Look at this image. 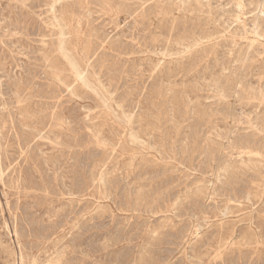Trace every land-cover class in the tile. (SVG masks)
<instances>
[{"label": "rangeland", "instance_id": "rangeland-1", "mask_svg": "<svg viewBox=\"0 0 264 264\" xmlns=\"http://www.w3.org/2000/svg\"><path fill=\"white\" fill-rule=\"evenodd\" d=\"M263 11L0 0V264H264Z\"/></svg>", "mask_w": 264, "mask_h": 264}, {"label": "bare ground", "instance_id": "bare-ground-1", "mask_svg": "<svg viewBox=\"0 0 264 264\" xmlns=\"http://www.w3.org/2000/svg\"><path fill=\"white\" fill-rule=\"evenodd\" d=\"M76 1H77V0H76ZM141 1H143V0H141ZM158 1H160V0H158ZM78 2H79V1H78ZM107 2H108V1H107ZM82 3H83V2L81 1V5H82ZM144 3H145V2H144ZM60 4H61V3H60ZM71 4H72V3H71ZM87 4H88V2H87ZM122 4H124V3H122ZM141 4H142V3H141ZM159 4H160V2H159ZM81 5H80V6H81ZM106 5H107V4H106ZM147 5H148V4H147ZM147 5H146V6H147ZM149 5H150V4H149ZM153 5H154V4H153ZM156 5H157V4H156ZM160 5H161V4H160ZM160 5H159V6H160ZM162 5H163V4H162ZM64 6H65V5H64ZM68 6H69V5H68ZM109 6H110V5H109ZM167 6H168V5H167ZM75 7H76V6H75ZM82 7H83V6H82ZM112 7H113V6H112ZM164 7H165V6H164ZM183 7H184V6H183ZM188 7H189V6H188ZM83 8H84V7H83ZM117 8H118V7H117ZM125 8H126V7H125ZM76 9H77V8H76ZM126 9H127V8H126ZM126 9H125V10H126ZM160 9H161V8H160ZM185 9H186V8H185ZM189 9H190V8H189ZM260 9H261V8H260ZM59 10H60V9H59ZM62 10H63V9H62ZM62 10H61V11H62ZM69 10H70V9H69ZM121 10H123V9H121ZM135 10H136V9H135ZM138 10H139V9H138ZM145 10H146V9H145ZM156 10H157V9H156ZM158 10H159V9H158ZM56 11H57V10H56ZM67 11H68V10H67ZM76 11H77V10H76ZM85 11H86V10H85ZM87 11H88V10H87ZM129 11H130V10H129ZM63 12H64V11H62V13H63ZM68 12H69V11H68ZM263 12H264V11H263ZM59 13H60V12H59ZM75 13H76V12H75ZM78 13H79V12H78ZM86 13H87V12H86ZM91 13H92V12H91ZM144 13H146V11H145ZM161 13H163V12H161ZM68 15H69V14H68ZM126 15H129V14L127 13ZM163 15H164V14H163ZM52 16H54V15H52ZM77 16H78V15H77ZM79 16H80V15H79ZM158 16H159V15H158ZM58 17H59V16H58ZM61 17H62V16H61ZM73 17H74V16H73ZM81 18H82V17H81ZM91 19H92V17H91ZM91 19H90V20H91ZM56 20H57V18H56ZM65 20H66V19H65ZM86 20H88V19H86ZM90 20H88V21H90ZM135 20H136V19H135ZM141 20H142V19H141ZM78 21H79V20H78ZM143 21H144V20H143ZM55 22H56V21H55ZM81 22H82V21H80V24H81ZM72 23H73V22H72ZM57 24H58V23H57ZM78 24H79V23H78ZM52 25H53V23H52ZM87 26H88V25H87ZM258 26H259V25H258ZM89 27H90V26H89ZM79 28H80V27H79ZM85 28H86V27H85ZM77 29H78V27H77ZM91 29H92V28H91ZM259 29H260V27H259ZM80 30H81V29H80ZM186 30H187V29H186ZM256 30H257V28H256ZM256 30H254V31H256ZM72 31H73V29H72ZM191 31H192V30H191ZM201 32H202V31H201ZM204 32H205V31H204ZM92 33H93V32H92ZM94 33H96V32L94 31ZM255 33H256V32H255ZM258 33H259V31H258ZM184 34H185V33H184ZM186 34H187V33H186ZM191 34H193V33H191ZM203 34H204V33H203ZM81 35H82V34H81ZM91 35H92V34H91ZM208 35H210V34H208ZM85 36H86V35H85ZM204 36H206V35H204ZM63 37H64V36H63ZM96 37H97V36H96ZM181 38H182V37H181ZM188 38H189V36H188ZM178 39H179V38H178ZM56 40H57V39H56ZM59 40H60V39H59ZM61 40H62V39H61ZM88 40H89V39H88ZM88 40H87V41H88ZM91 40H92V39H91ZM191 40H192V38H191ZM63 41H64V40H63ZM91 42H92V41H91ZM91 42H90V43H91ZM182 42H183V41H182ZM188 42H189V41H188ZM202 42H203V41H202ZM75 43H76V42H75ZM90 43H89V44H90ZM98 43H99V42H98ZM179 43H181V42H179ZM213 43H214V42H213ZM234 43H235V42H234ZM86 44H87V43H86ZM86 44H84V46H85ZM95 44H96V43H95ZM101 44H102V43H101ZM114 44H116V43L114 42ZM186 44H187V43H186ZM208 44H209V43H208ZM218 44H219V43H218ZM251 44H252V43H251ZM251 44H250V45H251ZM81 45H82V44H81ZM91 45H92V44H91ZM103 45H104V44H103ZM254 45H255V44H254ZM77 46H78V45H77ZM88 46H89V45H88ZM88 46H87V47H88ZM110 46H111V45H110ZM206 46H207V45H206ZM66 47H68V46H66ZM69 47H71V45H70ZM91 47H92V46H91ZM132 47H133V46H132ZM132 47H131V48H132ZM201 47H202V46H201ZM248 47H250V46H248ZM255 47H256V46H255ZM93 48H94V47H93ZM123 48H124V47H123ZM203 48H204V47H203ZM58 49H59V48H58ZM69 49H71V48H69ZM116 49H117V47H116ZM64 50H65V49H64ZM121 50H122V49H121ZM131 50H132V49H131ZM57 51H58V50H57ZM113 51H114V50H113ZM128 51H129V50H128ZM211 51H213V50H211ZM253 51H254V50H253ZM90 52H91V51H90ZM118 52H120V51H118ZM123 52H125V51H123ZM126 52H127V51H126ZM126 52H125V53H126ZM129 52H130V51H129ZM133 52H134V51H133ZM135 52H136V51H135ZM240 52H241V51H240ZM247 52H248V51H247ZM55 53H56V52H55ZM70 53H71V52H70ZM77 53H78V52H77ZM84 53H85V52H84ZM120 53H121V52H120ZM210 53H211V52H210ZM212 53H213V52H212ZM233 53H235V52L233 51L231 54H233ZM250 53H251V52H250ZM257 53H258V51H257ZM56 54H58V53H56ZM68 54H69V53H68ZM72 54H73V53H72ZM72 54H71V55H72ZM75 54H76V53H75ZM75 54H74V55H75ZM81 54H82V52H81ZM85 54H86V53H85ZM91 54H92V52H91ZM240 54H241V53H240ZM243 54H244V53H243ZM247 54H248V53H247ZM252 54L254 55V53H252ZM118 55H119V54H118ZM259 55H260V57H261V53H260ZM75 56H76V55H75ZM245 56H246V55H245ZM249 56H250V55H249ZM249 56H248V57H249ZM254 56H255V55H254ZM63 57H64V56H63ZM76 57H77V56H76ZM88 57H89V56H88ZM238 57H239V56H238ZM248 57H247V58H248ZM258 57H259V56H258ZM231 58H232V57H231ZM234 58H235V57H234ZM250 58H251V57H250ZM53 59H54V58H53ZM87 59H88V58H87ZM238 59H240V58H238ZM252 59H255V58H252ZM235 60H237V59H235ZM235 60H234V61H235ZM242 60H243V58H242ZM242 60H241V61H242ZM244 61H245V60H244ZM244 61H243V62H244ZM250 61H251V60H250ZM250 61H249V62H250ZM256 61H257V59H256ZM258 61H259V60H258ZM258 61H257V62H258ZM243 62H242V63H243ZM252 62H254V61H252ZM52 63H54V60L52 61ZM80 63H81V62H80ZM237 63H238V62H237ZM242 63H241V64H242ZM259 63H260V62H259ZM231 64H232V63H231ZM238 64H239V63H238ZM53 65H54V64H53ZM65 65H66V64H65ZM103 65H104V64H103ZM246 65H247V64H246ZM252 65H253V64H252ZM258 65H259V64H258ZM258 65H257V66H258ZM55 67H56V66H55ZM195 67H196V66H195ZM233 67H234V64H233ZM239 67H240V66H239ZM79 68H80V66H79ZM83 68H84V65H83ZM227 68H228V67H227ZM252 68H253V67H252ZM258 68H260V67L258 66ZM258 68H257V71H258ZM262 68H263V67H262ZM80 69H81V68H80ZM233 69L235 70V67H234ZM237 69H238V68H237ZM237 69H236V70H237ZM246 69H247V68H246ZM253 69H254V68H253ZM61 70H62V69H61ZM238 70H239V69H238ZM243 70H244V69H243ZM254 71H255V70H254ZM234 72H236V71H234ZM241 72H242V69H241ZM251 72H252V71H251ZM83 73H85V72H83ZM243 73H244V72H243ZM246 73H247V72H246ZM240 74H241V73H240ZM262 74H263V73H262ZM82 75H83V74H82ZM82 75H81V76H82ZM238 75H239V74H238ZM254 75H255V74H254ZM257 75H258V74H257ZM229 77H230V76H229ZM79 78H80V77H79ZM79 78H78V79H79ZM86 78H87V77H86ZM91 78H92V77H91ZM226 78H227V77H226ZM232 78H233V77H232ZM239 78H240V77H239ZM241 79H242V78H241ZM89 80H90V79H89ZM230 80H231V79H230ZM227 81H228V80H227ZM243 81H244V80H243ZM243 81H242V82H243ZM93 82H94V80H93ZM230 82H231V81H230ZM234 83H235V82H234ZM236 83H237V82H236ZM244 83H245V82H244ZM217 84H218V83H217ZM239 84H240V81H239ZM241 84H242V83H241ZM241 84H240V86H242ZM218 85H219V84H218ZM235 85H236V84H235ZM87 86H88V85H87ZM244 86H245V85H244ZM248 86H250V85H248ZM219 87H221V86H219ZM230 87H231V86H230ZM96 88H97V87H96ZM223 88L226 89L225 87H223ZM232 88H233V87H232ZM239 88H240V90H242V87H239ZM244 88H246V87H244ZM247 88H249V87H247ZM253 88H254V87H253ZM73 89H74V88H73ZM228 89H229V88H228ZM221 90H222V88H221ZM243 90H244V89H243ZM72 91H73V90H72ZM224 91H225V90H224ZM234 91H235V90H234ZM98 92H99V91H98ZM235 92H236V91H235ZM244 92H245V91H244ZM247 92H248V90H247ZM250 92H251V91H250ZM250 92H249V93H250ZM237 93H238V92H237ZM237 93H236V94H237ZM101 94H102V93H101ZM254 94H256V93H254ZM225 95H226V94H225ZM237 95H238V94H237ZM237 95H236V96H237ZM221 96H222V95H221ZM221 96H220V97H221ZM241 96H242V95H241ZM247 96H249V95H247ZM250 97H251V96H250ZM262 97H263V96H262ZM223 98H224V97H223ZM238 98H239V97H238ZM243 98H244V97H243ZM257 98H258V96H257ZM259 98H260V97H259ZM239 99H241V98H239ZM247 99H248V98H247ZM249 99H250V98H249ZM261 99H263V98H261ZM250 100H251V99H250ZM105 101H106V100H105ZM244 101H246V100H244ZM246 102H247V101H246ZM248 102H249V101H248ZM25 106H26V105H25ZM23 107H24V106H23ZM22 109H23V108H22ZM25 110H26V108H25ZM242 111H243V110H242ZM186 112H187V111H186ZM21 113H23V110H22ZM25 113H26V112H25ZM242 113H243V112H242ZM27 114H28V113H27ZM186 114H187V113H186ZM28 120H29V119H28ZM63 122H64V121H63ZM139 122H140V121H139ZM148 122H149V121H148ZM148 122H147V123H148ZM31 123H32V122H31ZM64 123H65V122H64ZM135 123H136V122H135ZM137 123H138V122H137ZM145 123H146V122H145ZM26 124H27V123H26ZM60 124H61V123H60ZM21 125H22V124H21ZM30 125H31V124H30ZM57 125H58V124H57ZM63 126H64V125H63ZM130 126H131V125H130ZM134 126H135V125H134ZM58 127H60V126H58ZM127 127H128V126H127ZM64 128H65V127H64ZM144 128H145V127H144ZM139 129H140V128H139ZM130 130H131V129H130ZM59 131H60V130H59ZM140 131H141V130H140ZM143 131H144V130H143ZM263 131H264V130H263ZM148 132H149V131H148ZM140 133H141V132H140ZM138 134H139V133H138ZM143 134H144V133H143ZM146 134H147V133H146ZM135 135H136V134H135ZM139 136H140V135H139ZM142 136H143V135H142ZM147 136H148V135H147ZM148 137H149V136H148ZM141 142H142V141H141ZM143 142H144V141H143ZM145 142H146V141H145ZM107 144H108V143H107ZM254 144H255V143H254ZM105 145H106V144H105ZM139 145H140V144H139ZM103 146H104V145H103ZM254 146H255V145H254ZM104 147H105V146H104ZM245 147H246V146H245ZM258 147H259V146H258ZM260 147H261V146H260ZM262 147H263V146H262ZM145 148H146V147H145ZM254 148H255V147H254ZM254 148H253V149H254ZM257 149H258V148H257ZM250 150H252V149H250ZM257 151H258V150H257ZM259 153H260V152H259ZM260 155H261V154H260ZM260 155H259V157H260ZM263 155H264V154H263ZM132 157H133V156H132ZM263 157H264V156H263ZM134 158H135V157H134ZM143 158H144V157H143ZM132 160H133V159H132ZM256 160H257V159H256ZM256 160H255V161H256ZM251 161H253V159H252ZM261 161H262V160H261ZM145 162H147V161H145ZM253 162H254V161H253ZM258 162H260V160L257 161V163H258ZM131 165H132V164H131ZM257 165H258V164H255V166H257ZM258 167H259V166H258ZM256 169H257V168H256ZM257 170H258V169H257ZM259 172H260V171H259ZM261 172H262V171H261ZM101 173H102V172H101ZM257 174H259V173H257ZM100 175H101V174H100ZM102 175H103V174H102ZM20 176H21V175H20ZM17 177H18V176H17ZM258 178H259V177H258ZM258 178H257V179H258ZM20 179H21V177H20ZM20 179H19V180H20ZM15 180H16V179H15ZM21 180H23V179H21ZM100 180H101V179H100ZM254 180H255V179H254ZM16 181H17V180H16ZM16 181H15V182H16ZM92 181H93V179H92ZM104 181H105V180H104ZM261 181H262V179H261ZM19 183H20V182H19ZM94 183H97V181L94 182ZM251 184L253 185V182H252ZM15 185H16V184H15ZM21 185H23V184H21ZM21 185H20V186H21ZM254 185H255V184H254ZM89 186H90V184H89ZM256 186H257V185H256ZM15 187H17V186H15ZM18 187H19V186H18ZM18 187H17V188H18ZM23 187H24V186H23ZM30 188H31V187H30ZM25 189H27V188H25ZM79 189H80V187H79ZM82 189H83V188H82ZM89 189H90V188H89ZM91 189H92V187H91ZM249 189H250V188H249ZM76 190H77V189H76ZM83 190H84V189H83ZM93 191H94V190H93ZM96 191H97V190H96ZM96 191H95V192H96ZM69 192H70V191H69ZM71 192H72V191H71ZM78 192H79V191H78ZM78 192H77V193H78ZM81 192H82V191H81ZM86 192H87V191H86ZM95 192H94V193H95ZM98 192H99V191H98ZM98 192H97V193H98ZM256 192H257V191H256ZM72 193H73V192H72ZM88 193H89V192H88ZM75 194H76V193H75ZM79 194H80V193H79ZM6 195H7V194H6ZM76 195H77V194H76ZM89 195H90V194H89ZM250 195H251V194H250ZM248 198H249V197H248ZM172 203H173V201H172ZM176 208H177V207H176ZM8 209H9V207H8ZM163 209H164V208H163ZM15 216H16V215H15ZM15 219H16V218H15ZM196 219H197V218H196ZM234 222H235V221H234ZM234 222H233V223H234ZM237 226H238V225H237ZM221 229H222V228H221ZM251 231H252V230H251ZM255 231H256V230H255ZM252 232H253V231H252ZM15 233L17 234V230L15 231ZM248 233H249V232H248ZM239 235H240V234H239ZM234 237H235V236H234ZM254 237H255V236H254ZM228 238H229V237H228ZM241 239H242V238H241ZM224 241H225V240H224ZM239 241H240V240H239ZM249 241H250V240H249ZM252 242H254V241H252ZM260 242H262V241H260ZM8 244H9V243H8ZM252 244H253V243H252ZM255 244H256V243H255ZM249 245H250V244H249ZM4 246H5V245H4ZM225 246H226V245H225ZM225 246H224V247H225ZM251 246H252V245H251ZM256 246H257V245H256ZM5 247H6V246H5ZM240 247H241V246H240ZM226 249H227V248H226ZM238 249H239V248H238ZM252 249H253V248H252ZM233 250H234V249H233ZM235 250H236V249H235ZM231 252H232V251H231ZM242 253H243V252H242ZM255 253H256V252H255ZM224 254H225V253H224ZM59 255H60V254H59ZM222 256H223V255H222ZM241 256H242V255H241ZM220 258H222V257H220ZM186 259H187V258H186ZM59 261H61V260H59ZM48 262H49V260H48ZM50 264H51V263H50Z\"/></svg>", "mask_w": 264, "mask_h": 264}]
</instances>
